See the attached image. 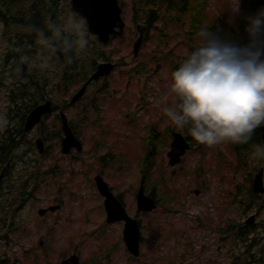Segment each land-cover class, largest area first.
Returning <instances> with one entry per match:
<instances>
[{"label":"rangeland","instance_id":"rangeland-1","mask_svg":"<svg viewBox=\"0 0 264 264\" xmlns=\"http://www.w3.org/2000/svg\"><path fill=\"white\" fill-rule=\"evenodd\" d=\"M133 1L122 0L126 22L124 37L95 52L93 37L87 33L89 45L86 51L94 55L106 54L114 63H124L123 69L110 80L113 82L120 79L119 82L123 83L118 88L119 93L115 92V88H111L107 96L99 101L100 111L88 114L87 122L80 121L85 100L78 107L69 105L70 98L67 94H73L75 86L72 85L69 92L67 88H63L64 92L61 94L59 91L55 93V105H67L65 115L74 123L72 125L75 126L76 134L84 146L83 152L78 154L73 151L64 155L61 143L56 145V141H51L47 159L39 154L35 146L39 130L26 134L25 142L13 161L15 170L6 179V183L14 186L18 179L31 174L35 168L36 171L40 170L38 177L41 188L35 191L33 199L24 206L20 200L16 201L13 191H8V184L0 190V204L5 212L0 214V264H27L33 252H46L48 247L52 254L50 262L56 264L60 262L61 255L70 252L71 242L78 247L79 255L87 259L97 250L95 226L98 237H113V228L108 227L101 218L103 202L93 186V175L98 168L95 165L91 171L86 170L87 165H92L98 157L113 154V159L108 157L113 161L111 169L107 170L108 181L119 182L120 174L127 175L132 181L140 170L138 165L146 156L145 152L153 151H146L144 146V141L152 135V130H149L153 127L156 128V145L158 141L161 142L158 153L156 151V173L165 172L168 187L182 196L178 202L171 200L168 203V207L173 208L174 212L161 210L156 213V218L161 224V229L157 227L156 248L155 245L148 244L145 246L146 250L156 251L161 259L173 253H185L188 259H193V264H233V260L240 254V247L232 233L224 230L230 223H245L251 216H255L253 224L264 223V209L258 211L254 205L256 200L249 195L252 187L251 175L253 179L264 169V159L252 157L254 148L239 158L233 152L231 143L209 148L194 142V149L184 157L179 166H169L167 153L170 150V129L172 131L176 126L168 121L163 107L171 105L173 99L168 94L171 73L187 59L191 51L200 46L201 42L198 36L196 43L187 35V24L183 22L187 21L188 16H180L181 22H172L168 15L161 14L158 30L149 34L144 24L132 22ZM256 1L258 0H239L237 14L232 10L236 0H208L207 11L218 27L229 26L241 18L248 17L250 7ZM70 2L71 0L54 1L53 9L56 7L60 14L57 23H62L73 14ZM206 23L201 28L207 27ZM135 24L141 28L143 38L146 39H143L138 56L134 55V44L139 39L135 33ZM4 30L3 24L0 23V66L5 64L9 39L18 40L17 31H14L11 37L10 32L5 35ZM149 36L152 39H149ZM134 37L137 39H133ZM32 49L33 55L21 58L20 65L27 66L28 74L35 71L43 72V75L49 74L53 87H59V81L54 78L57 76L55 72L64 70L66 64L59 61L56 53L43 48L37 41ZM44 59L48 60L50 69L40 67ZM29 62H32L33 66H30ZM146 70L148 74L145 73ZM1 72L3 69L0 68V134L9 125L10 95L12 90H15L14 78L5 79ZM43 100L41 104L52 99ZM27 102L31 104L29 100ZM13 117L16 123L19 116L14 113ZM60 129L56 120L51 118L44 131L54 136ZM162 139L167 140L163 142ZM220 153L227 160L223 165L220 162ZM73 156L79 159H74ZM57 165L59 169H56ZM255 168L258 170L255 171ZM173 171H176L175 175ZM199 184L202 185V190L196 196L195 191L200 189ZM127 199L129 200L130 196H127ZM56 203L62 205L59 212L47 219L38 215L40 209H46ZM89 220L95 226L89 223ZM42 241L43 245L40 244Z\"/></svg>","mask_w":264,"mask_h":264},{"label":"clouds","instance_id":"clouds-1","mask_svg":"<svg viewBox=\"0 0 264 264\" xmlns=\"http://www.w3.org/2000/svg\"><path fill=\"white\" fill-rule=\"evenodd\" d=\"M232 10L239 13V0ZM247 21L249 43L243 46L201 28L200 46L171 73L168 94L173 99L163 107L165 116L209 148L247 144L264 126V10ZM47 29L51 35L38 30L37 43L53 53L68 56L89 45L86 21L78 14L62 23L50 20ZM40 67H48V60ZM253 147V159H264V145Z\"/></svg>","mask_w":264,"mask_h":264},{"label":"flooded vegetation","instance_id":"flooded-vegetation-1","mask_svg":"<svg viewBox=\"0 0 264 264\" xmlns=\"http://www.w3.org/2000/svg\"><path fill=\"white\" fill-rule=\"evenodd\" d=\"M122 5L123 7H125L123 2H122ZM132 10L134 14L133 7H132ZM133 14H132V18H133ZM59 15L60 14L58 12V9L54 7L50 20L59 22ZM140 29L141 28L138 27L137 25L136 31H135L137 38H139L140 36V31H141ZM153 31H156V24L153 29H150L149 31L147 30L149 34ZM87 33H89L91 37H93L95 52H97L99 48L108 47L114 40L120 38V37H115V36L112 37L110 44L105 46L98 41L96 36L90 33L88 28H87ZM133 39H135V37ZM135 40L133 41L135 42ZM145 40L146 39H144V41ZM75 56L78 62V68L74 72L75 84L73 86H75V88H74L73 94L68 93L67 95L71 101V99L75 95H77L80 91L84 89L82 98L77 103L73 104V107H78L79 104L82 103L83 100H85V105L81 109L83 113H82V117L80 121L82 120L83 122H87L88 114L94 113L96 112V110L100 111L101 104L99 103V101H101L102 98L107 96V94L111 91V88H115L116 89L115 92L119 93L120 90H118V88L120 87V84H123V83L119 82L120 79L119 80L115 79L113 80V82L110 80L113 78V76L117 72L123 69L124 63L123 62L114 63L112 60H110V58L106 54L94 55V53H90V51H86V50H84L83 52H79V53L76 52ZM62 63L67 65L66 59ZM102 63H110L114 65L115 67L110 75L102 76L98 80L92 79L94 74H96V72L98 71L99 65H101ZM65 67H64V70H65ZM64 70H62L61 72L59 71V73H55L57 74V76H55L54 78L56 81H59V87L56 86L55 88L53 87V82H51V80L49 79V74H47L46 80L43 83V85L47 92L49 91L51 92L50 93L51 95L45 96V98L47 100L49 97L52 98L51 101L53 103V111L52 113L46 115L43 118L40 125H38L33 130V131H35L36 129L39 130L37 140L38 139L42 140L43 145H44V152L42 155H44V158H47V159H49V155H50L49 143L51 141H56L57 142L56 145H59V143H61V148H62V141L64 138V133L62 129L63 121L60 115L62 112L65 113L67 105L64 107L63 106L56 107L55 105V102L57 101L56 100L57 96L55 95L56 91H59L58 92L59 94H61L62 91L64 92L63 88L65 87L63 86L64 84L61 81V77H62V74L64 73ZM136 73H138V69L136 70ZM145 73L148 74L149 73L148 70H146ZM70 87L71 86L66 87L68 89L67 90L68 92L70 90L69 89ZM143 91L144 90H142V92ZM69 105H70V102H69ZM15 116H19L18 120H16V123H14V117L11 114L8 115V118L10 120L8 121L9 125L7 128H5L1 132L0 143H1V139L4 136L8 135L7 132L9 130H13V132L16 133V129L21 127L22 122H23L21 115L16 114ZM51 118H54L57 124L60 125L61 127L59 132H55L54 136H51L50 134H48L47 131H44L46 125L49 123ZM68 121H69V125L73 131L75 138L82 145L81 152H78L76 149H74V152H77L78 154H80L83 152V148H84L83 143L76 134V128L75 126L72 125L74 123H72L69 119ZM175 129L176 127L172 131L170 129L169 141L172 142L173 135L176 132H178V133H181L188 142H191L188 139L189 132L186 129L178 128L176 129V131ZM149 131L152 132V135L148 136L147 140L144 141V146H145L146 151L148 149H153V151L145 152L146 156L144 157V159L141 161L139 160L140 163L138 166L140 170L138 174L132 179V181L128 179L127 175H123V174L118 175L120 177L119 182L112 183L108 181L107 170L111 169L112 167L113 161L111 159H113L114 157L113 154L109 153L105 156L98 157L97 160H94L92 165H87L86 170L89 169L91 171L92 166H95V165L98 168L97 171L93 175V183H94L93 186H94V189L101 196L100 198L102 199L101 201L103 202L104 209L100 214L101 218L102 220H105V223L108 227L113 228L114 236L110 237V236L102 235L98 237L96 233L97 227L89 220V223L93 224L96 228L95 229V235H96L95 240L97 241V245H96L97 250L92 252L87 259H83L82 255H79L78 253V250H77L78 247L74 244V242H71V244L69 245L70 252L67 254L62 253L63 255L59 257L60 262L56 264H63L64 262H66V264H193V259L192 258L188 259L187 254L185 253H173L172 255L167 256L164 259H161L158 257V254L156 253V251L149 252L148 250L145 249V246L148 244H153L155 245V248H156V232L158 230L157 227L161 229V224L159 223L158 218H156V213H158L161 210L167 213L174 212L173 208L168 207L167 203L170 200L178 202L180 197L182 196L176 190H171V189L168 190L164 187V185L168 184L166 181L167 179H166L165 172L161 171V172L156 173V169L158 168V163L156 162V151L158 153L161 142L158 141L156 145L157 134H156L155 127L150 129ZM27 133L29 132L25 131V123H24V131L23 132L20 131L19 135H17L16 138L13 135V138L15 140V145L18 148V150L23 146V143L25 142L24 138ZM166 140L167 139H162L163 142H165ZM17 152L18 151H13L9 158L7 157L4 158V157H1L0 155V160H8V162L4 163L2 167L0 168V177L3 175L2 179L0 180V187H2V189H4L7 185L6 179H8L11 176V172L15 170L14 168L15 166H13L14 165L13 161L16 160ZM108 157H111V159H108ZM73 158L79 159V157H75V156H73ZM76 161L81 162L82 160H76ZM44 168L48 169L47 166L46 167L44 166ZM56 169H59L58 165L56 166ZM172 173L175 175L176 171H173ZM48 175H49V171L47 170L46 176ZM97 178H101L108 185L110 192L114 195L116 200L120 203L121 207L124 209V212L126 213L125 215L129 217L132 221L137 222L139 233H140V242H139L140 252L138 256H135L129 251L128 245H127V242L124 236V230L126 228L128 220L121 217L123 215H112V216H110L111 214L109 215V212L107 211L105 204H104L106 199L104 196L101 195L98 185H97ZM46 184L48 185L47 182ZM199 187L200 189L196 191H198L200 194L202 190V185L199 184ZM140 189H143L144 195L146 197L154 200L156 207L153 211H150V212L139 211L137 198H138V193ZM169 191L171 192L170 195H173L174 198L169 196L168 194ZM196 191H195V195L198 196L199 194H196ZM33 196L31 199H33ZM127 196H130L129 200L127 199ZM15 198H16V201L19 200V197H15ZM31 199H29L28 201H30ZM51 208H54V210H51ZM61 208H62V205L59 203H56V205L50 206L44 209V210H47V212L43 217H46L47 219L51 217L52 214L54 215L55 213L59 212ZM87 213L85 214V218H86ZM40 244L43 245L44 242L42 241ZM46 249H47L46 252H41V253L33 252L30 255V257L32 258L28 259L27 264H54L50 262V257L52 256V254H50L49 252V247ZM74 257L77 258V262H75L72 259Z\"/></svg>","mask_w":264,"mask_h":264},{"label":"trees","instance_id":"trees-1","mask_svg":"<svg viewBox=\"0 0 264 264\" xmlns=\"http://www.w3.org/2000/svg\"><path fill=\"white\" fill-rule=\"evenodd\" d=\"M54 1L55 0H32L31 2L30 0H0V23L4 26L5 35L10 32L12 37L13 32L17 31L18 37L17 41L12 38L8 41V54L5 64L0 66V68L3 69L1 74L5 79L14 78L15 90H12L10 95V113L13 111L15 115H21L23 120L21 127L16 129V133L13 132V130H9L7 132L8 135L1 139L0 155L4 158H9L13 151H18L13 135L16 138L20 131H24V123L27 115L36 106L44 102L43 99L45 96L51 95V92H47L43 85L47 75H43V72L40 73V71H35L30 74L25 73L23 67L20 65V59L26 58L27 55H33L34 50L32 47L35 46V42L37 41L38 30H43L46 35H51L47 29V22L50 21ZM259 1L260 0L251 5L248 17L257 15L256 11ZM133 4L134 21H132L137 24L142 23L146 27L148 26V31L154 28L155 24L157 29L158 23L161 22V14L168 15L172 22H181L180 16H188L187 21L183 23L187 24V35L196 43H198L196 31L206 23V20L207 28L210 31L216 32L222 39L231 41L240 46L249 43V35L245 31L248 26L247 17L241 18L229 26L222 25L218 27L217 24H214V21L210 19V15L207 11L208 0H134ZM161 37L164 38L162 35ZM150 39H152V37H150ZM172 39H174V36ZM65 57L67 65L62 74L61 81L66 88L75 84L74 72L78 68V62L75 52H71ZM8 63L10 64L8 65ZM29 65L33 66V63L29 62ZM49 99L52 98L49 97ZM28 100L31 104L27 102ZM188 139L193 143L196 142L189 133ZM257 144L263 145L260 128L256 129L249 143L243 145L232 144V150L236 157L241 158ZM220 155V162L222 164L227 163L223 154L220 153ZM7 162L8 160H0V168ZM257 170L258 169L255 168V171ZM39 171L40 170L36 171L34 168V172L32 170L31 174L18 179V182L14 186L7 183L8 191H13L15 197H19L21 205L31 199L35 191L41 188L40 178L38 177L40 176ZM250 181L251 183L253 181L252 175ZM164 187L170 190L167 185H164ZM0 190H3L2 187H0ZM170 193L169 191V196L173 197ZM249 195L256 200L254 205H256L258 211L264 209V198L254 195L252 189L249 190ZM8 199L7 197V201ZM3 212L4 209L2 204H0V214ZM226 231L227 233H232L233 237L236 239V244L240 247V254L233 260V264H264L263 222L258 224L230 223L227 229L224 230V232Z\"/></svg>","mask_w":264,"mask_h":264},{"label":"water","instance_id":"water-1","mask_svg":"<svg viewBox=\"0 0 264 264\" xmlns=\"http://www.w3.org/2000/svg\"><path fill=\"white\" fill-rule=\"evenodd\" d=\"M71 9L73 13L78 14L80 17L84 18L86 25L91 34L97 37L98 41L103 45H109L112 37H122L125 31V22L122 17L123 8L120 5V0H71ZM264 10V0H261L258 8L257 14ZM143 32H141L140 38L134 44V55L138 56L141 46L143 44ZM61 61H64V54L60 52H55ZM114 65L110 63H102L98 67V71L92 79L98 80L102 76L110 75L114 69ZM24 72H28V68L23 64ZM84 89L75 95L70 104L73 105L77 103L83 96ZM53 103L48 100L45 103L35 107L27 116L25 121V131H32L37 125H39L43 118L52 113ZM61 119L63 121V133L64 138L62 141V153L64 155H69L73 149L81 152L82 145L75 138L73 131L69 125L68 118L65 113H61ZM262 133V142L264 144V126L260 127ZM36 147L39 154H43L44 145L41 139L36 142ZM192 149V145L186 140V138L181 133H175L173 141L171 143V149L168 152L169 165L171 167H176L182 161L183 156L186 155L188 151ZM3 175L0 177L2 179ZM97 185L102 196L105 197V207L109 212V215H123L124 219L128 220L126 228L124 230V236L128 245L129 251L135 256L139 255L140 249V233L136 221H132L127 217L124 209L121 207L120 203L116 200L114 195L110 192L108 185L101 179L97 178ZM252 191L254 194L261 195L264 194V170L261 169L258 174L254 177L252 183ZM199 194V192H196ZM138 208L139 211H153L156 204L153 199H150L144 195L143 189H140L138 193ZM54 210V208H51ZM47 210H39V216L43 217ZM125 216V217H124ZM255 216H252L247 220V224L254 223ZM77 262V258H72ZM63 264H66L64 262Z\"/></svg>","mask_w":264,"mask_h":264},{"label":"bare ground","instance_id":"bare-ground-1","mask_svg":"<svg viewBox=\"0 0 264 264\" xmlns=\"http://www.w3.org/2000/svg\"><path fill=\"white\" fill-rule=\"evenodd\" d=\"M134 21V20H133ZM136 23V22H135ZM137 24V23H136ZM135 24V25H136ZM145 26V25H144ZM148 27V26H147ZM147 29V28H146ZM153 29V28H152ZM12 116L14 115V112L12 111L11 113H10ZM234 147V146H233Z\"/></svg>","mask_w":264,"mask_h":264}]
</instances>
